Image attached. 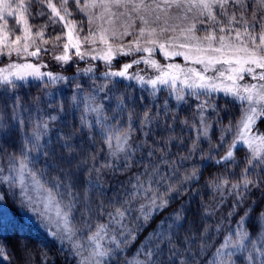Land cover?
<instances>
[{
  "label": "snow or ice",
  "instance_id": "obj_1",
  "mask_svg": "<svg viewBox=\"0 0 264 264\" xmlns=\"http://www.w3.org/2000/svg\"><path fill=\"white\" fill-rule=\"evenodd\" d=\"M9 198L39 264H264V0H0V264H37Z\"/></svg>",
  "mask_w": 264,
  "mask_h": 264
},
{
  "label": "trees",
  "instance_id": "obj_2",
  "mask_svg": "<svg viewBox=\"0 0 264 264\" xmlns=\"http://www.w3.org/2000/svg\"><path fill=\"white\" fill-rule=\"evenodd\" d=\"M37 25L40 24V23H43V21H36L35 22ZM202 34V33H200ZM47 38V37H46ZM46 59H48V57H45ZM156 59L160 60L161 63H176V64H179L181 66H191L190 62H186L184 60V57L183 56H171L170 59H165L163 57V55L161 54H157L156 55ZM126 60L125 59H120L119 63H116V67L118 68L120 66V64L124 63ZM91 64H96L99 66L100 68V71H103L104 68H103V65L100 61H92L90 62ZM87 65V62H81L80 63V67L81 66H86ZM53 71H60L59 67H55L52 69ZM75 71V67L71 68V69H68V73L66 74H71L72 72ZM85 79V85H87L88 81H87V78H84ZM62 90L67 94V95H71V90L70 88L68 87H63ZM39 89L37 88H33L31 90V95H36L38 93ZM146 95V93H145ZM164 95L165 94H161L160 95V100L162 101L164 99ZM175 103V101H173V104ZM183 115L184 113L181 114V118H183ZM70 122H71V118H69ZM177 133L180 132V129L177 128ZM77 143H79V141H77ZM100 144L97 143L96 145V149L99 150L100 148ZM90 151V150H89ZM102 162V161H101ZM39 167V165H38ZM53 175H55V173H53ZM117 179H127V176H122L121 173H116L115 176L112 175V173H107L105 174L103 177H102V184H103V189L102 190H96V191H93L91 193V197H92V200L94 202V205L96 203H100V202H104L107 204V202L112 199L115 195V193L112 191V190H108V189H112V188H115V187H118V185L116 184V180ZM106 190V191H105ZM82 191V189H81ZM200 198L197 197V200H199ZM205 199H208V197L206 196ZM7 206H9L11 212L14 214L13 216H9V217H14L16 222L18 223L19 226H23V229H24V235L29 239V243L37 249V252L35 253V259H36V262L37 264H39V253L41 251L44 250V247L43 245H48L49 247H51L52 251L55 252L56 248H57V245L55 243H52L49 238L47 237V234L44 232V230L39 227L38 225L36 224H33V223H28L26 221H21L20 219H18L16 217V213H15V206H17L18 204L16 202H14V200L12 198H9L7 201ZM159 220V217L157 218V222ZM155 226V224H153V227ZM151 231V227L148 228L144 233L141 234V237L140 239L142 240L144 238V236H146L148 234V232ZM4 239H6L10 245L12 246H15V243L17 241V239H19V234H15V233H12V234H5V237ZM41 242H43V244H41ZM17 257L19 256V251H17L16 253ZM13 264H19V260H15L13 262ZM57 264H60V259L58 258L57 259Z\"/></svg>",
  "mask_w": 264,
  "mask_h": 264
},
{
  "label": "rangeland",
  "instance_id": "obj_3",
  "mask_svg": "<svg viewBox=\"0 0 264 264\" xmlns=\"http://www.w3.org/2000/svg\"><path fill=\"white\" fill-rule=\"evenodd\" d=\"M128 38H125V40H127ZM177 50H179V49H177ZM30 59H33L34 60V58H30ZM46 59V58H45ZM123 59V58H122ZM168 59H170V57L168 58ZM47 60V59H46ZM90 62H92L91 60H90V58H89V60L87 61V63H90ZM101 62V61H100ZM126 62V61H125ZM124 62V63H125ZM81 63V62H80ZM102 63V62H101ZM170 63H172V62H170ZM103 65V64H102ZM191 66H193V67H197V68H199L200 66L199 65H192L191 64ZM83 67H85V66H81V68H83ZM141 67H143V65H141ZM134 68H135V66H134ZM42 70H44V69H42ZM134 69H131L130 71H133ZM15 208V213H16V217L18 218V219H20L21 221H26V222H28L29 224L30 223H33V224H36V225H38L39 227H40V225H39V222L36 220V218L34 217V216H32V214L30 213V212H27V211H21L20 210V208H19V206L17 205V206H15L14 207ZM5 210L7 211V213H8V215L9 216H13L14 214L11 212V210H10V208H9V206H7V203H6V205H5ZM43 229V228H42ZM44 230V232L46 233V230L45 229H43Z\"/></svg>",
  "mask_w": 264,
  "mask_h": 264
}]
</instances>
